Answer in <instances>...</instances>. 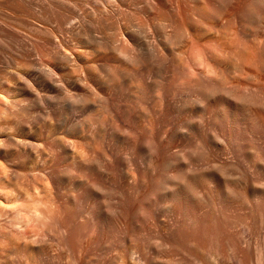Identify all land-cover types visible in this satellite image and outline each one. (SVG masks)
Instances as JSON below:
<instances>
[{
	"label": "rangeland",
	"instance_id": "1",
	"mask_svg": "<svg viewBox=\"0 0 264 264\" xmlns=\"http://www.w3.org/2000/svg\"><path fill=\"white\" fill-rule=\"evenodd\" d=\"M223 89L264 146V0H0V264H259L264 153L211 110ZM214 159L240 163L192 231L162 164Z\"/></svg>",
	"mask_w": 264,
	"mask_h": 264
},
{
	"label": "bare ground",
	"instance_id": "2",
	"mask_svg": "<svg viewBox=\"0 0 264 264\" xmlns=\"http://www.w3.org/2000/svg\"><path fill=\"white\" fill-rule=\"evenodd\" d=\"M65 17H67L66 15H65ZM64 17V18H65ZM67 19H68V17H67ZM120 45V44H119ZM122 45V44H121ZM120 45V46H121ZM120 46H118V47H120ZM123 46V45H122ZM126 47V44H124V48ZM124 48H123V50H124ZM120 48H118V50H119ZM127 50H130L129 49V47H127ZM120 52L122 51V49L121 50H119ZM126 51V50H125ZM125 51H124V53H125ZM129 52V51H128ZM128 52H126V53H128ZM122 53H123V51H122ZM130 53V52H129ZM128 53V54H129ZM208 70H210V68H207ZM211 71V70H210ZM209 72V71H208ZM211 72H213V70L211 71ZM207 75H208V73H207ZM224 91H222V90H220V92H218V93H220V95L218 96V97H216V99L213 101V102H211L210 104H209V106H210V108H211V110L215 113V112H220V114H221V116L226 120V122H225V124H229L230 123V121L232 120V122L234 123L235 122V124L237 125V128L238 129H236L237 130V134H235V135H241L242 137H243V140H245V139H247V141L249 142V144H254V145H258L259 146V152H258V154H257V157L259 158V160H260V158H261V154L260 153H264V150H263V148H264V146L262 145V144H260V142H259V135H257V132H258V130L256 129V128H258L259 127V122L257 123V121H259L258 119H257V117H256V119H257V121H256V119H255V117H252L253 115H250V114H248V113H246L245 111H244V109H242V108H240L239 106H238V103H237V101L236 102H234V99H232L231 100V98L227 95V94H229V92H230V94H231V91H229V90H225V89H223ZM222 91V92H221ZM209 92V91H208ZM233 94V93H232ZM234 95V94H233ZM235 96H237V95H235ZM234 96V97H235ZM241 96V95H240ZM239 96V97H240ZM230 99H229V98ZM233 96H232V98H234ZM239 97H235V100L237 99H239ZM242 97V96H241ZM243 97H245V96H243ZM246 100V99H245ZM204 101V100H203ZM239 101V100H238ZM207 102V101H206ZM202 103H204V102H202ZM201 103V104H202ZM204 105V104H203ZM207 107V106H206ZM208 108V107H207ZM245 116H247V117H249V119H250V123L248 124V125H246V126H241V125H243L242 124V121L241 120H243L244 119V117ZM243 123H244V121H243ZM258 126V127H257ZM255 128V129H254ZM259 129V128H258ZM256 130H257V132H256ZM231 135V134H230ZM235 135H233L234 137V139L236 138V136ZM245 138V139H244ZM238 142V141H237ZM240 142H243L244 144H245V141H242V140H240L239 141V143ZM151 143V142H150ZM242 143V144H243ZM241 144V143H240ZM241 144V145H242ZM248 144V143H247ZM199 147V146H198ZM202 150V149H201ZM197 151V150H196ZM204 151V150H203ZM203 151H200L199 152V154L197 155V157H196V160L198 159L199 161L202 159V160H204V162H205V159L207 160V155H206V153L207 152H204L203 153ZM194 153V152H193ZM195 153H197V152H195ZM255 153V154H254ZM254 153L251 155V156H254L255 157V155H256V152L254 151ZM239 155V154H238ZM209 156V155H208ZM210 157V156H209ZM151 158V157H150ZM188 158V157H187ZM211 158V157H210ZM213 158V157H212ZM240 158L241 157H238V159L240 160ZM189 159V158H188ZM188 159H187V161H188ZM227 159H228V157H227ZM243 159V158H242ZM152 160H153V157H152ZM201 160V161H202ZM210 160V159H209ZM215 161H217L216 159H214ZM222 160V159H221ZM235 160V159H234ZM234 160H230L229 159V162L227 161V160H225L224 162H221V161H217V162H215V161H213V162H215L214 164H213V171L211 170H207V168L206 169H204L205 167H203V169H200V170H198L197 168H196V170H198L197 171V173H196V170H195V168H192V167H190L189 169H187V170H191V171H195V172H192L191 174L190 173H188V171L186 172L185 171V173H184V171L183 170H186V167H184V169H182V172H183V174H182V178H183V180H181V181H179L178 182V180H176L177 181V183L175 184V182H173V183H170L171 181H173V180H175V178H176V176H178V175H181V172H176L174 175H175V177H174V175H171L170 176V178H174L173 180L172 179H170V178H167V177H169V174H168V171H169V168H170V165H169V163H164V165L162 164V167H163V173L165 174V178H164V176H163V180H167V183H169L168 185H172L171 187H172V193L171 194H169V193H167L168 194V196H165V197H163V198H165V199H168V201H169V205H172L173 206V208L175 207V209H176V212L178 211V213H180V214H182L183 216H184V218H183V225H185V223H189V224H192V227H194V230L192 229V231H207L208 229H209V227H208V224L210 223V219H211V217H209V215H206V214H200V212H199V207L202 205V203H203V201H202V198H197V196L195 195V192H196V190L199 188V187H202V186H204L205 185V182L210 178V177H212L213 176V174L214 175H216L217 177H216V179H217V181H218V183L219 184H221V186H226V187H228L229 185H230V182H229V180H228V178H229V176L231 175L230 174V166H231V164H233V166L235 165V163L236 162H238V161H236L235 163H234ZM263 160V159H262ZM231 161V162H230ZM241 161V160H240ZM240 161L238 162V163H240ZM243 161V160H242ZM167 162H168V160H167ZM210 162V161H209ZM192 163H194V162H192ZM206 163V165H207V161L205 162ZM210 163H212V162H210ZM237 163V164H238ZM190 164V163H189ZM237 164H236V167H237ZM205 165V164H204ZM205 165V166H206ZM212 165V164H211ZM239 165V164H238ZM190 166V165H189ZM188 166V167H189ZM240 167V166H239ZM209 168V167H208ZM249 168V167H248ZM193 169V170H192ZM210 169H212V168H210ZM253 169V168H252ZM162 170V169H161ZM180 171V170H179ZM234 171V170H233ZM244 172H245V170H244ZM178 174V175H177ZM168 175V176H167ZM167 176V177H166ZM178 177H180V176H178ZM167 178V179H166ZM170 179V180H169ZM241 180V179H240ZM169 181V182H168ZM233 182V181H232ZM235 182V181H234ZM241 182V181H240ZM160 183V184H159ZM159 183H157L156 185L158 186V188H162V186L164 185V183H162V181H159ZM161 183L163 184V185H161ZM236 184H239V183H237V181H236ZM160 185V186H159ZM167 185V186H168ZM241 185L242 184H239V185H235L236 187H238V186H240L241 187ZM256 185V184H255ZM254 185V186H255ZM157 186H156V189H158L157 188ZM166 186V187H167ZM256 187H257V185H256ZM168 188H170V187H168ZM253 188V187H252ZM251 188V189H252ZM159 190V189H158ZM170 191V189H166V191ZM203 190V189H202ZM242 190H246V188L245 187H241L240 188V190L239 189H235V192H237V193H241V194H244L243 192H242ZM170 191V192H171ZM253 191H254V193H256L255 195H256V197H259V192L257 193V189H253ZM159 192H160V190H159ZM234 192V194L236 195V193ZM251 192H252V190H251ZM9 193V192H8ZM208 193V192H207ZM247 193V192H246ZM254 193H252V194H254ZM166 194V193H165ZM164 194V195H165ZM247 195H248V193H247ZM163 196V195H162ZM203 196V195H202ZM225 196V195H224ZM158 198V197H157ZM156 198V199H157ZM161 199H162V197H161ZM160 199V200H161ZM227 200V199H226ZM157 201H159V198H158V200ZM38 202H39V199H38ZM163 202H164V199H163ZM33 203H35V202H33ZM205 203V202H204ZM167 204V205H168ZM255 204H256V201H255ZM166 205V206H167ZM257 205H259V204H257ZM38 205H36V204H31V203H28L27 205H26V212H24V215H21L20 213L19 214H16V215H18L19 216V218H18V220L17 221H19V223H28L29 222V220L33 217V216H39V209L40 208H38L37 207ZM256 206V205H255ZM262 206H264V205H262ZM168 207V206H167ZM258 207V206H257ZM109 208H110V211H112V208L109 206ZM117 209V208H116ZM115 209V210H116ZM259 209H261L260 207H259ZM115 210H113L112 212H114ZM262 211V210H261ZM40 212H41V210H40ZM148 212V211H147ZM202 212H204V211H202ZM205 213V212H204ZM23 214V213H22ZM31 215V216H30ZM212 216H214V215H212ZM16 217V216H15ZM38 218V217H37ZM260 218V217H259ZM227 219V218H226ZM112 220V219H111ZM243 220V219H242ZM215 221V220H214ZM263 221V220H262ZM112 222V221H111ZM114 222V221H113ZM219 222V221H218ZM220 223V222H219ZM222 223V222H221ZM116 224V223H115ZM117 224H118V222H117ZM117 224H116V226H117ZM125 224V223H124ZM182 224V223H181ZM211 224V223H210ZM209 224V225H210ZM121 224H118V226H120ZM215 225V224H214ZM124 226V225H123ZM187 226V225H186ZM185 226V227H186ZM188 226H190V225H188ZM212 226V225H211ZM215 227V226H214ZM117 228H119V227H117ZM121 228L122 227H120V230H121ZM124 228V227H123ZM125 229H126V225H125ZM180 229V228H179ZM179 229H177V230H179ZM183 229V228H182ZM220 229H221V226H220ZM119 230V229H118ZM120 230H119V232H120ZM124 230V229H123ZM184 230V229H183ZM113 231V230H112ZM125 231V230H124ZM114 232V231H113ZM115 233V232H114ZM174 233V232H173ZM178 233V232H177ZM183 233V232H182ZM201 234V233H200ZM210 234V233H209ZM172 235V234H171ZM175 235H176V232H175ZM183 235V234H182ZM189 234H187V236H188ZM191 236V239L194 237V239H195V232L194 233H191L190 234ZM174 236V235H173ZM199 236V235H198ZM202 236V235H201ZM181 237V236H180ZM206 237V236H205ZM208 237V236H207ZM174 238V237H173ZM200 239V238H199ZM176 240V239H175ZM204 240V239H203ZM218 240V239H217ZM264 240V239H263ZM196 241H198V239L196 240ZM202 241V240H201ZM209 241H211V240H209ZM178 242V241H177ZM199 242V241H198ZM229 242V241H228ZM185 243V242H184ZM263 243V242H262ZM261 245V244H260ZM262 248H264V246L262 247ZM236 249H237V251H243L238 245L236 246ZM260 250L262 251V249L260 248ZM261 251H260V253H261ZM243 252H245V251H243ZM247 254V253H246ZM262 254V253H261ZM257 255V254H256ZM246 255H244V256H242L241 257V259H245L246 257H245ZM255 256V255H254ZM249 257V256H248ZM249 259H251V258H249ZM240 262H241V264H243L242 263V261H239V264H240ZM250 262V261H249ZM238 263V262H237ZM258 263L259 264H264V260H263V258H262V256L260 255V256H258Z\"/></svg>",
	"mask_w": 264,
	"mask_h": 264
},
{
	"label": "snow or ice",
	"instance_id": "3",
	"mask_svg": "<svg viewBox=\"0 0 264 264\" xmlns=\"http://www.w3.org/2000/svg\"><path fill=\"white\" fill-rule=\"evenodd\" d=\"M0 163H2V162H0Z\"/></svg>",
	"mask_w": 264,
	"mask_h": 264
}]
</instances>
